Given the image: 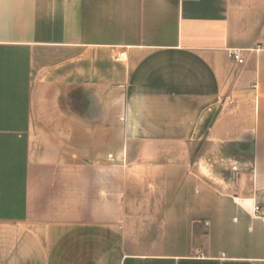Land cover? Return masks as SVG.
<instances>
[{"label":"crops","instance_id":"obj_1","mask_svg":"<svg viewBox=\"0 0 264 264\" xmlns=\"http://www.w3.org/2000/svg\"><path fill=\"white\" fill-rule=\"evenodd\" d=\"M0 264H264V0H0Z\"/></svg>","mask_w":264,"mask_h":264},{"label":"rangeland","instance_id":"obj_2","mask_svg":"<svg viewBox=\"0 0 264 264\" xmlns=\"http://www.w3.org/2000/svg\"><path fill=\"white\" fill-rule=\"evenodd\" d=\"M208 145H205V144H202V145H200V147L199 148H205V147H207ZM202 155H205V154H202V153H199V152H194L193 153V156H192V158H193V160H197L200 156H202ZM222 155H226L225 153L224 154H218V157H222ZM215 158V160H216V162H214L215 164H224V163H221L220 162V160H219V158ZM247 158H250V156H249V154H247ZM217 159L219 160V161H217ZM227 164V163H226ZM229 164H231V163H229ZM222 167H220L219 169H221Z\"/></svg>","mask_w":264,"mask_h":264},{"label":"built area","instance_id":"obj_3","mask_svg":"<svg viewBox=\"0 0 264 264\" xmlns=\"http://www.w3.org/2000/svg\"><path fill=\"white\" fill-rule=\"evenodd\" d=\"M231 57L234 60L238 61L239 63H243L244 62V59H243V57L241 55V52L239 50L233 51L231 53ZM254 210H255V212H260L261 211V208H260V206L257 205V206H255Z\"/></svg>","mask_w":264,"mask_h":264}]
</instances>
